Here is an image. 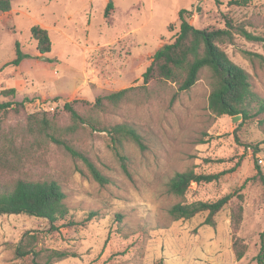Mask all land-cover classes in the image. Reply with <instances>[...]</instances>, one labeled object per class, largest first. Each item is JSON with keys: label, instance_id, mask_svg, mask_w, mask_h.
<instances>
[{"label": "rangeland", "instance_id": "1", "mask_svg": "<svg viewBox=\"0 0 264 264\" xmlns=\"http://www.w3.org/2000/svg\"><path fill=\"white\" fill-rule=\"evenodd\" d=\"M220 1L13 0V11L0 13V88L25 82L23 92L31 93L7 99H26L23 106L0 110V182L56 181L66 193L67 208L64 219L52 226L27 215L0 216V264H45L52 251L69 256L50 264H256L264 229V189L257 177V167L264 175V114L235 122L214 115L208 109L212 81L207 70L186 92L156 76L146 84L142 78L155 53L174 41L180 11L189 12L187 21L200 30L223 29L229 19L264 38V0H249L243 7ZM108 2L113 10L106 18ZM36 25L47 28L49 54L36 52L30 35ZM220 48L250 75L253 91L264 99V65L244 54L264 57V42L235 35L233 45ZM16 49L27 57L18 66H5L16 58ZM43 76L46 83L39 81ZM131 87L138 90L117 107L92 110L96 98ZM7 100L0 96V103ZM66 103L102 125L138 128L143 151L123 142L130 177L107 134L86 125L73 135L64 132L70 125ZM42 120L111 183L99 186L80 161L51 143L40 132ZM188 170L224 174L209 184H191L181 198L170 194L169 179ZM229 193L234 197L214 216V227L202 224L206 214L175 222L168 216L175 203L214 202ZM238 207L241 219L234 229L231 214ZM90 212L96 216L85 221ZM31 235L28 246L37 256L19 258L16 249ZM235 238L245 246L241 260L234 256Z\"/></svg>", "mask_w": 264, "mask_h": 264}, {"label": "trees", "instance_id": "2", "mask_svg": "<svg viewBox=\"0 0 264 264\" xmlns=\"http://www.w3.org/2000/svg\"><path fill=\"white\" fill-rule=\"evenodd\" d=\"M13 0H0V13L11 11ZM52 1V0H48ZM209 1V0H205ZM216 5H221L220 0H213ZM249 0H230L227 6L243 7ZM113 10L111 2L105 7L104 16L107 18ZM199 11V7L196 6ZM190 13L180 11L178 13L179 29L171 44L165 45L162 51H157L150 66L142 75L143 83L146 84L152 77L175 84L177 92L190 90L199 79L203 70H207L212 81L208 96V109L217 117L240 116L243 121L264 114V99L253 91L250 75L241 67L234 64L224 50L220 48L223 44H234V36L237 35L248 42H264V38L255 36L248 32L243 26L232 25L229 19H225L223 29L200 30L186 19ZM30 35L35 42V49L39 55L49 54L51 42L46 29L36 25L30 28ZM18 49V47H17ZM16 49V58L5 66H18L27 55H22ZM245 55L255 57L264 65V57L255 53L244 52ZM138 90L136 87L122 89L109 93L103 97L96 98L92 105L93 111L106 112L109 107H117L127 100L132 93ZM15 89H0V96L9 100L15 96ZM4 101L0 103V110L11 106L21 107L26 99L21 102ZM64 110L69 114L70 125L64 128L69 135L76 133L79 127L86 125L92 131L107 134L112 144L114 155L118 159L120 168L125 176L130 177L123 142L130 141L141 151L145 149L143 136L133 124L117 123L102 125L92 118L78 113L70 103L64 104ZM46 124V125H45ZM40 132L53 144L63 150L75 161H80L87 169L88 174L99 186L104 187L111 183V179L101 173L90 158L73 147L69 142L61 139L55 133L49 132L47 120H42ZM82 176L83 171L78 170ZM222 173L196 174L193 170L175 173L168 181V192L176 197H183L191 184L197 186L215 182ZM257 177L264 189V175L257 167ZM248 180L244 181V184ZM241 186V188L244 186ZM234 197L232 193L226 194L214 202L194 201L191 203H175L168 209V216L172 221H188L200 214H206L203 225L215 226L214 216L220 212ZM66 193L61 185L53 180L41 181L18 178L12 183L0 182V216L2 215H27L45 220L49 225L62 221L67 215L65 206ZM242 208L238 207L236 213L231 214L234 229L237 228L241 219ZM96 213L90 212L86 217L90 220ZM117 222L121 216L116 215ZM32 235L27 243H20L16 249L19 258L28 255L37 256L34 249L28 246ZM239 239L233 241V251L236 260H241L245 254V246L240 245ZM259 251L255 256L256 264H264V229L259 234ZM69 255L66 252L52 251L47 255V263L52 260H61Z\"/></svg>", "mask_w": 264, "mask_h": 264}, {"label": "crops", "instance_id": "3", "mask_svg": "<svg viewBox=\"0 0 264 264\" xmlns=\"http://www.w3.org/2000/svg\"><path fill=\"white\" fill-rule=\"evenodd\" d=\"M13 10H12V7H11V11L10 12H12ZM9 13V12H8ZM6 14V13H5ZM42 28H44V27H42ZM44 29H46L47 30V28H44ZM44 78H41V79H39V81H40V83H46L45 81H46V77L45 76H43ZM25 86H27V84L25 83V82H22V84L21 85H15V86H13V88H6V87H1L0 89H2V88H4V89H15V91H16V96H19V94H18V92L20 93V96L22 95V96H27V95H29V94H31L30 92H23L24 90H25Z\"/></svg>", "mask_w": 264, "mask_h": 264}, {"label": "water", "instance_id": "4", "mask_svg": "<svg viewBox=\"0 0 264 264\" xmlns=\"http://www.w3.org/2000/svg\"><path fill=\"white\" fill-rule=\"evenodd\" d=\"M162 50H163V48L160 49V51H162ZM42 59H43V60H46L45 58H42ZM239 118H240V116L232 117V121L235 122V121H237Z\"/></svg>", "mask_w": 264, "mask_h": 264}, {"label": "built area", "instance_id": "5", "mask_svg": "<svg viewBox=\"0 0 264 264\" xmlns=\"http://www.w3.org/2000/svg\"><path fill=\"white\" fill-rule=\"evenodd\" d=\"M258 162H259V163H262V160L259 159Z\"/></svg>", "mask_w": 264, "mask_h": 264}]
</instances>
